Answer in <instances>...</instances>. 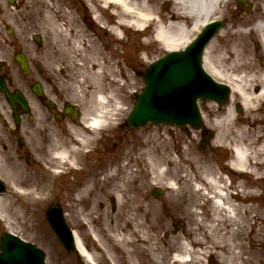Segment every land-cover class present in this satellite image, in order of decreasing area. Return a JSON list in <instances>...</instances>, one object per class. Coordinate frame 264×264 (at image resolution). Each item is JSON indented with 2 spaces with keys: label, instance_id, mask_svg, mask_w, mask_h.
I'll return each instance as SVG.
<instances>
[{
  "label": "rangeland",
  "instance_id": "1",
  "mask_svg": "<svg viewBox=\"0 0 264 264\" xmlns=\"http://www.w3.org/2000/svg\"><path fill=\"white\" fill-rule=\"evenodd\" d=\"M55 1L46 0L50 5ZM15 2V5H12L10 0H0L1 59L10 61L13 53L22 50L26 52L31 60L48 63L49 65L46 68L53 71L56 64L60 63L61 66L64 63V66H68L67 68L70 69L66 71V74L60 72L59 68L55 71L56 79L52 82L53 89L58 90L59 97L63 95L66 99L71 100L72 98V102L87 106L92 103L90 94H86L84 100H80L81 97L83 98L81 94L84 95L85 91L76 93L73 89V86L77 89V86L81 84L83 77H80V69L90 71L91 67L88 64L93 62V54L99 55L102 53L112 63L122 57V62L128 65L121 71L122 76L127 77L126 81H122L124 86L121 97L124 100V105L128 107V114L130 113L136 96L144 86L143 80L138 76L145 70L148 61H153L165 53L160 44L153 43V46L148 47L142 44L143 40L131 30L125 33L126 37L120 44L112 35L99 31L96 23L89 18L87 23L91 25L93 30V32H89V35L94 41V46H90V48L92 47L93 50L86 54L88 47L84 51H78L74 58H69L61 52L64 47L62 42L67 41L66 37L56 38L49 22L43 16L41 6H46L43 0H16ZM258 3L259 1L255 0L249 8L245 5L236 6L235 1L231 0L230 4L223 7L222 12L218 15L219 18L224 20L225 26L213 39V41L216 40L217 45L212 50V59L218 71L224 73L223 77L232 75V78H234L235 73H237L241 61L236 62L234 60V46L230 41L232 35L239 30L242 22L245 23L244 18L250 17L251 24L256 19V14L253 11L257 9ZM165 9H170V6ZM245 10L249 12H244ZM102 22L108 24L107 16L104 17ZM61 24H63V21ZM244 27H247V25ZM10 31L12 32L10 33ZM96 32L97 35H94ZM35 33L42 36L41 46H38L32 39V35ZM150 35L151 32H148L147 38H150ZM254 37L253 34L246 36V47L247 49L251 47L252 51L259 50V55L258 57L256 54L254 55L255 62L252 64L264 68L261 59L264 52L261 50V46L256 48L257 42ZM56 41H58L57 45L54 44ZM53 44L58 52H54ZM69 46L71 47V45ZM104 51H106V54ZM82 58L84 61L80 60ZM69 59L75 61L73 65H70ZM81 63H84L85 66L83 67ZM11 66L14 67V65ZM114 69L118 74L119 70L115 66ZM221 80L228 82L226 79ZM85 87L91 90L93 85ZM233 97L236 98V95ZM208 105L202 103V108L206 111ZM244 113L242 115L247 117L251 115L245 109ZM118 116L124 118L123 113L118 114ZM220 116L222 114H219L218 117ZM258 117L260 118L258 124L264 125V109L257 113ZM250 118L253 119V116H250ZM42 123L41 120H36L37 131H41ZM249 125L248 123L245 126L251 127ZM114 128L112 134L108 132L107 134L110 135H105L100 149L103 152L104 148L105 153H103L107 154L109 158L110 154L113 156L116 151L118 155L120 154V162L116 167L118 169V180L109 181L105 179L103 174L98 175V166L95 162L102 153H98L97 156L92 154L84 157L87 150L75 156L77 157L74 158L77 166L76 170H73L72 164L64 163V166L70 169L67 176L53 179L51 175V177L47 176L44 180L43 173L49 172L51 174L52 169L57 164L48 161L39 154L38 156L35 155L38 173H40L35 176L24 161L28 158L25 156H22L23 160L17 158L14 152L15 144L7 138V133L0 126V177L4 179L8 186L4 197L10 203L15 204L11 207L13 211L5 212L7 214H9L8 212L13 213L17 206L23 211L24 205L27 214L22 213L21 216L20 212L17 211L18 218L15 221L14 232L21 238L42 248L46 252L47 264H89L79 253L69 254L65 251L50 230L45 212L47 207L53 203H59L64 207L68 223L83 241L91 247L89 254L94 257L97 264H109V262L103 259L99 252H96L97 242L91 230L110 248L116 257L117 264H128L125 254L113 245L105 231L106 225H112L113 218L120 219L128 213L130 208L128 200L132 201L134 206L140 201L141 206L144 208L151 206V204L156 206L155 212L150 213V221L152 219L156 220L152 223L157 227L154 234L156 233V240L163 247H165V243L171 242L174 236L182 235L188 229H198L202 226V228L209 230L211 235V238L208 239L200 236L204 244L197 245L194 248L195 251L199 252V256H194V258L201 261L202 264H264V166H261L264 163L257 166L253 165L258 172L255 175H243L238 178L236 172V183H232V188H228V196L232 194L233 197L226 199L227 206L231 207L218 215L219 221H217L214 213L213 202H205L207 199L205 194L207 193L201 194L202 192L195 189L196 182H201L200 177L209 169L208 167L215 170L214 176L218 174L223 176L221 171L218 172V168L223 165L229 153L232 152L228 145L236 139L234 128L227 130L225 127H220V138L216 141L213 140L212 143L213 146L215 145L213 152L207 150L205 154H202L197 139L193 141V145L189 143L187 129L166 125L154 126L152 124L138 130L130 128L115 130ZM145 137L158 139L156 142H150L149 145H146L144 143ZM125 138H128L126 145L123 142ZM95 140L86 148H93L94 145L98 146L99 143L94 144ZM163 140L167 147L163 148L161 146L153 151L149 149L150 146L159 144ZM29 141L39 145V141L31 135ZM218 142H223L226 147L217 150L216 144H219ZM227 147L230 149H227ZM250 148L254 150L257 149V146H250ZM149 151L151 153L148 154ZM151 157L156 160L163 173L161 175L162 180H159V183L155 182V174L148 166V160L152 162ZM127 173H129V178L125 179L124 174ZM136 175H138L137 178ZM260 176H263V178H257ZM90 180L94 181L92 189L86 193L88 195L84 203L79 204L78 198L80 197L77 194L81 189L80 186ZM168 183L171 184V187ZM13 185L29 189L27 192L32 195L33 199H29V203L24 202L14 190ZM157 186L162 189V194L159 197H156L153 193ZM49 189H51V194H48ZM248 191L251 193L245 194ZM118 193L124 194V206L117 199ZM41 194L50 195L51 197L46 201H39L38 197ZM86 194H82V196L86 198ZM89 210H92L93 214L88 216L89 223H84L82 217ZM143 215L145 214H142L141 221L145 225H150L146 221V216ZM6 231L11 230L0 219V235ZM211 239L219 243L221 247L224 246V249H209V247H213ZM174 248L169 252L167 261L163 264H169L168 259L177 253ZM236 253L239 255L238 260H236ZM136 258L138 260L137 256ZM139 259L144 263L147 257L139 255Z\"/></svg>",
  "mask_w": 264,
  "mask_h": 264
},
{
  "label": "bare ground",
  "instance_id": "2",
  "mask_svg": "<svg viewBox=\"0 0 264 264\" xmlns=\"http://www.w3.org/2000/svg\"><path fill=\"white\" fill-rule=\"evenodd\" d=\"M90 4V9L92 13L95 14L96 20L99 23H102L104 20L103 14H108L109 20L114 21L116 26L112 27L110 31L107 30L110 34L115 36L117 39L121 38L122 32L126 30H135L141 35L146 36L149 28L153 29L152 40L162 44V46L167 50H177L180 47L184 46L190 39L194 31L190 27V22L197 29L205 21L210 20L212 17H215L217 13L220 12V8L225 0H85ZM227 1V0H226ZM46 4L45 8L42 10L45 19L49 22L52 30L55 32L56 38L65 36L68 40V44L73 45L74 48L77 46H82L84 40L81 39L83 36H74L69 35L73 31V27L78 29V32H83L81 24L79 25L75 19L73 12H63L62 5L63 3L59 1L50 5L49 2L43 0ZM168 4H171L169 10H164V6L167 7ZM56 6V7H55ZM104 11H101L100 9ZM259 14L257 18L264 20V0H259L258 4ZM101 12V14H100ZM61 19H65L64 24L60 23ZM245 25L250 21L249 17L243 19ZM75 23V25H74ZM68 25V32L62 27ZM154 25V26H153ZM153 26V27H152ZM264 34V26L256 25L253 27L249 34H254L257 37ZM248 33L236 32L232 35V40L230 41L233 44L235 51L234 60L236 62L241 61L240 66L237 68V73H235L234 78L232 75L224 76L223 72L218 71L217 67L214 65L212 59V50L216 47V40L212 41L210 46L207 49L205 55V67L209 70L215 77L221 79H226L229 82V85L232 87L236 97H239L242 105L246 108L253 116V123L257 121V113L259 112V105L264 102V68L253 66V51L247 49V40L246 36ZM89 45L91 46L92 40L87 39ZM263 41V39H262ZM147 43V42H146ZM153 42H149L147 45H151ZM94 46V44H92ZM263 50H264V41H263ZM67 50H65L66 52ZM70 50H68L69 52ZM253 63V64H252ZM93 72L90 74L92 79V89L90 91L91 98L93 101L97 102V106L94 108H87L84 116L86 122L90 127H93L94 130L103 125L110 123L114 117L118 115L121 111L124 110L123 105H121L122 100L120 99V92L122 86L119 84V79L116 78V72L111 65H105L99 57L94 58ZM65 71V68L62 69V72ZM111 80L110 83H107ZM110 84V85H109ZM85 86V85H84ZM84 86L81 90L76 89L73 86V89L76 93H82L84 91ZM248 116L247 118H250ZM234 118L233 107H230L225 113L217 119V124L220 127H225V129L230 130L232 127L231 120ZM236 124V141L233 146L236 151V159L232 166L239 171H243L249 163L252 161L258 163V159L261 156V153H264V136H260V128H246L243 124ZM76 138L80 141V145L86 147L92 142V136H86L80 131H76ZM220 137V133L217 135V138ZM158 138L145 137L144 143L149 145L150 142H156ZM260 142V146L257 149L252 150L250 146H253L256 142ZM126 145L128 138L123 140ZM163 146L167 147L165 141L163 140L159 144H154L149 147V149H154ZM79 147L69 148L66 145L60 144L57 138L52 139V142L49 146V151H52L59 163H64L66 156H70L73 153H80ZM151 151L147 152L148 154ZM151 160H148V166L151 167V171L155 174L154 180L156 183H159V180H162L161 175H163L159 164L154 158L151 157ZM120 162V157L113 158L111 162H106L97 172L98 175L105 176V179L109 181L118 180V169L116 168ZM205 171L200 177L201 183L196 185V190L201 192L203 189H207L213 193L217 201L213 202V209L216 215L217 221H219V216L225 209H229L231 206H227L226 199H228V190L225 185L220 183V180L216 178L214 170ZM136 178L138 175L135 176ZM124 178H129V173L124 174ZM94 184L93 180L87 181L80 186L78 196L81 198L78 203L83 204L84 200L87 199L86 193L90 192ZM168 185L171 184L168 183ZM25 193V192H24ZM86 194V198L82 196ZM210 194V192H209ZM25 195V194H24ZM22 195V197L24 196ZM4 195L0 196V217L5 221L6 226L13 233L14 226L18 215L16 213L20 212L21 216L25 213L24 205L23 211L17 206L13 211L12 206L15 204L10 203ZM28 199H24L27 203L29 199L32 198L31 194H27ZM124 194L121 195L118 193L117 199L121 205H125V199L123 198ZM33 199V198H32ZM38 200L41 201L42 198L38 197ZM141 202V201H140ZM138 202L135 206L132 201L128 200L130 205L129 211L127 214H124L120 219L113 218L111 223L112 225H106L105 231L109 235L110 240L113 242V245L118 247L126 256L128 264H163L167 261L169 252L174 249L177 250L176 255L170 254L168 259L169 264H202L201 261L196 260L194 256H199V252L195 251V246L204 244V241L200 236L205 238H211L209 230L202 228L198 229H188L182 235H176L173 237L171 242L165 243V247L161 246L156 240L157 236L154 234L156 226L152 223L156 220L152 219L150 221V213L155 212L156 206L151 204L148 207H142L141 203ZM144 208V209H143ZM18 211V212H17ZM143 216H146L147 223L150 225H145L142 219ZM93 214L92 210H89L84 216V221L89 223L88 216ZM94 239L97 242L95 246L96 252L100 253V256L107 260L109 264H117L116 257L102 241L101 238L93 232ZM237 234V233H236ZM78 238V237H77ZM78 249L79 253L93 264H96V260L89 254V249L91 248L87 244H84L82 240L78 239ZM213 247L209 249H224V246L221 247L219 243L214 242L211 239ZM182 253V255H181ZM139 255H144L147 257V260L143 263L139 259ZM138 257V260L136 258ZM98 258V256H97ZM239 259V255L236 253V260ZM87 260V261H88ZM180 260V261H178ZM201 260V259H200ZM238 264V263H236Z\"/></svg>",
  "mask_w": 264,
  "mask_h": 264
},
{
  "label": "water",
  "instance_id": "3",
  "mask_svg": "<svg viewBox=\"0 0 264 264\" xmlns=\"http://www.w3.org/2000/svg\"><path fill=\"white\" fill-rule=\"evenodd\" d=\"M189 51L169 55L162 63L154 64L148 70L145 75L147 86L144 94L129 118L132 126L148 121L173 124L189 121L197 125L199 115L195 101L202 95L196 93L201 87L204 89L206 86V94L214 95L212 97L219 101L227 99V88L212 81L203 72L200 50L195 55H191ZM1 190L3 186L0 183ZM51 217L55 226L58 224L61 229V234L68 231L62 218L59 219L55 212ZM0 264H43V254L33 246L4 234Z\"/></svg>",
  "mask_w": 264,
  "mask_h": 264
},
{
  "label": "flooded vegetation",
  "instance_id": "4",
  "mask_svg": "<svg viewBox=\"0 0 264 264\" xmlns=\"http://www.w3.org/2000/svg\"><path fill=\"white\" fill-rule=\"evenodd\" d=\"M66 119H71L70 117L66 118Z\"/></svg>",
  "mask_w": 264,
  "mask_h": 264
}]
</instances>
